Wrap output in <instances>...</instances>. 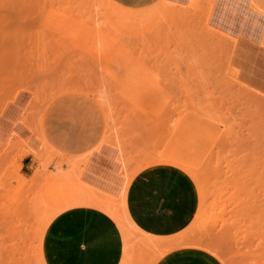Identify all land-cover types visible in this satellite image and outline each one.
Returning <instances> with one entry per match:
<instances>
[{
	"label": "rangeland",
	"instance_id": "obj_1",
	"mask_svg": "<svg viewBox=\"0 0 264 264\" xmlns=\"http://www.w3.org/2000/svg\"><path fill=\"white\" fill-rule=\"evenodd\" d=\"M253 4L264 10L254 0H158L142 8L114 0H0V264H46V202L57 197L55 182L67 196L62 176L80 190L87 177L109 193L125 175L117 165L133 157L166 152L192 165L199 184L185 172L198 205L185 241L202 234L203 215L192 224L200 196L212 200L213 215L223 207V218L229 209L239 217L225 200L239 184L236 168L243 169L237 163L245 151H235L242 137L256 140L264 129V107L258 112L253 101L264 99V12ZM73 145L88 149L72 153ZM222 155L240 161L225 167ZM197 224L202 229L193 232ZM136 233H120L119 264H155Z\"/></svg>",
	"mask_w": 264,
	"mask_h": 264
},
{
	"label": "bare ground",
	"instance_id": "obj_2",
	"mask_svg": "<svg viewBox=\"0 0 264 264\" xmlns=\"http://www.w3.org/2000/svg\"><path fill=\"white\" fill-rule=\"evenodd\" d=\"M253 5L257 9H259L260 11L264 12V10H261L255 4H253ZM239 90H240V87H239L238 91ZM241 91H243V90L241 89L239 92H241ZM246 95L249 98V100H248L246 97V101H250V99L252 101V98L254 96L252 94L250 96V93L248 96V93H247L244 95V97ZM250 97H252V98H250ZM258 97H254L253 101L255 102L256 105L257 104L259 105V107H257L258 112H259L260 111L259 108L264 107V99L258 100ZM246 103H249V102H246ZM254 106H253V108L255 109L256 106L255 107ZM249 110H251V109H249ZM249 112L254 113L253 111H249ZM246 114H247V112H246ZM259 114L262 115L261 113H259ZM251 115H253V114H251ZM238 116H239V114H238ZM256 116H253L254 118H251V119L253 121L255 119V121H256L257 119L260 120L259 118L262 117V116L261 117L257 116V119H256ZM248 117L249 116H247V118ZM238 119H241V118H238ZM261 120H264V119H261ZM245 121H247V120H245ZM258 123L257 124L259 127L264 125V124H262V121L258 122ZM250 125H252V123ZM259 127H257V128L259 129ZM257 128H254V129H257ZM250 130H252L251 127H250ZM259 130L262 134L261 137H264V133H262V131H264V129L260 128ZM259 130H257V131H259ZM257 131H256V133H257ZM245 132H247V131H245ZM253 134H254V132H253ZM257 134L260 135L259 132ZM241 135H242V132H241ZM244 135H242V136H244ZM259 135H258V137H255V139L257 138L256 140H254V138L252 137L251 140H249L250 143H248L249 141H246L247 143H245L244 140L242 141L243 137L241 136L242 137L241 138V144H245V145H241L239 143L235 144V145L239 144L240 147H242V148L244 146H246L245 149L240 148L241 150L239 149L238 151H235V152H239V153L245 151V155L242 157L241 161L239 158L234 159V157L230 158V156H228V158H229L228 159V158H225L223 155L221 156V157H224V160L228 159V161L226 162L227 165L223 163L225 165V167H229L230 166L229 164H232L231 160H233V159L236 162L239 159L240 162H238V163H240V164L237 163V165H240L241 167H243L242 170L241 169L238 170L236 168V171H235L236 174H233V175H235L236 181L238 180L239 184L238 183L237 184L240 187H238V185H237V188H235V187H234L235 189L233 188L234 191H232V190H231L232 192L228 191L229 193L225 194V195H227V197H226L227 199L225 198V195L223 196V198H225V200L231 201V205H230V202L228 201V204L230 206H232V204H233V206H232L233 208L234 207L239 208V209L234 208L235 211H237V210L239 211V212L237 211V213L240 214L239 217L233 216L234 215V214H232L233 212L231 211V209H229V211H228L229 216L227 218H223L226 216V215L225 216L223 215V214H225V212H224L225 210L223 207H222L223 209L222 208L220 210L218 209L219 210L218 214L213 215L212 210L214 209V205H213L214 203H211L212 200L209 201V199L206 198L207 199L206 200V199H203V197L201 199V196H200V206L198 207L197 215H196V217L192 223V224L197 223L198 219L201 220L202 215H203V221H200V222L198 221L199 224H201V222H202L203 229L199 228L198 224H197L196 228H195V225L193 226V232L196 229H198V230L202 229V234L199 237L198 241H185L187 234L191 233L190 232V230L192 229L191 227L183 230L182 232H180V233H178V234H176V235H174L168 239H160V238L158 239V238L151 237L149 235H146V234L140 232L138 230V228L133 224V222L129 219V217L127 215V212L125 209L126 188L128 187V184L130 183L131 179L136 175V173H138L140 170H142L143 168H145L147 166H151L154 164H167V165L179 167L182 170L186 171L195 180V182L197 184H199L198 179L196 177V174L192 171L193 167L190 163H188L184 159H181V158H179L175 155H172V154H168L166 152H161L158 155H155L153 157H143V158L141 157L142 159L140 157H138L141 159V161H138V159L136 160L133 157V159H131L129 161V163L127 162L126 164H123L121 162V164H123L122 166H121V164H119L120 166L117 165V168L123 167L124 169H122V171H124V173H125L123 180H122V183L119 184L118 188L116 189L117 193H115L116 191L114 190V188H113V190L115 192L111 190L109 193H106L108 189L103 191L104 193L98 189L99 191L102 192V193H100L96 187L92 186L93 182L91 183L89 181V179H86L87 178L86 177L85 179H83L84 182L81 181V184L78 185V188H81V187L82 188H81V190L78 189L79 191L77 194H74V195L65 194L67 196H64L62 191H61V188L56 185V182L54 180L55 192L57 194V197L54 198L53 200H48L46 202V206L48 208V213L46 214V219L50 223V221L59 213L60 210H62V209L64 210L68 207L83 206V207H90V208H94L96 210H99L102 213L109 216L114 221V223L116 224V226L118 227V229H119L120 233H122V235H123L124 231L135 232V233L137 232L136 234H138V233L141 234V236H142L140 239L141 242L137 245L140 247V249L142 248V250H145L144 251L145 253H146V251L153 252V254L155 256L154 263H156L166 253L173 251L175 249L197 248V249H200V250L205 251L206 253L210 254L220 264H264V139H261V137ZM250 136H252V135H250ZM225 137H226V135H225ZM247 138H248V135H247ZM238 140H236V141H238ZM220 146H222V145H220ZM22 149H24V150H21V148H20L19 149L20 151L18 150V153L27 154L29 152L25 148H22ZM222 150H223V148H222ZM231 150H232V148H231ZM236 154H238V153H236ZM236 154L233 153L232 156L236 155ZM145 155H147V154H145ZM236 156H235V158H236ZM240 158H241V156H240ZM220 159L223 161V158H220ZM220 159H219V161H220ZM120 161H122V160L119 159V162ZM229 161H231V162L229 163ZM75 166H76V168L78 167V165H75ZM86 166H87V164H86ZM234 166H235V164H234ZM233 168L235 169V167H233ZM75 170H77V169H75ZM240 170H241V172H240ZM80 171H81V169H80ZM82 171H84L83 168H82ZM122 171L119 170V174ZM224 172H225V168H224ZM229 172H233L232 169ZM84 173H86V172H84ZM93 177H94V175H93ZM233 177L234 176H232V178ZM236 177H238V178H236ZM239 179H240V181H239ZM226 184H228L227 181H226ZM232 184H235L234 181ZM232 184H230V185H232ZM80 185H82V186H80ZM110 186H111V184H110ZM222 186L223 187H221V186L220 187L222 189H224L225 185H222ZM235 186H236V184H235ZM228 189H230V186ZM203 193H206V192H203ZM220 193H223V192H220ZM230 193H231V196L229 197L228 194L230 195ZM221 196H222V194L219 196L220 198L218 196H216V197L221 199L222 198ZM235 196H236V198L234 200ZM223 198L221 199L222 202L224 201ZM229 198H231L232 200H230ZM238 198L241 199V202H237ZM229 205H227V207ZM230 212H231V214H230ZM193 234H191V235H193ZM215 235H217V236L220 235L221 237H219V238L223 237L222 238L223 241L221 239H215V238H217ZM212 237H214V238L212 239ZM225 237L227 238V240ZM209 239L214 240V243H213V241H210V243H209L208 242ZM220 240L223 243V245L226 246V248H228L227 250H229V251L227 253H223L224 251L226 252V250H225L226 248L224 247L223 249H221L223 247V245H220V244H222V243H220ZM224 240H225V242H224ZM215 242H216V244H215ZM215 245L220 246V247L222 246L219 249L222 252H220L218 250V248L215 247ZM128 247L130 249L132 246L130 245ZM219 254H221V257H223V258H226L228 256V258H230V260L227 258L228 260L225 259L224 261H222V258L219 256ZM226 254H229V255H226ZM230 254H231V256H230ZM223 255H226V256L224 257Z\"/></svg>",
	"mask_w": 264,
	"mask_h": 264
},
{
	"label": "crops",
	"instance_id": "obj_3",
	"mask_svg": "<svg viewBox=\"0 0 264 264\" xmlns=\"http://www.w3.org/2000/svg\"><path fill=\"white\" fill-rule=\"evenodd\" d=\"M114 1L124 7L142 8L158 0ZM254 1L264 7V0ZM100 143L89 148L85 156ZM85 149L88 148L73 145L71 151L78 154ZM178 168L167 164L147 166L131 179L126 190L125 209L141 231L170 237L182 231L193 219L198 195L192 179ZM73 182L65 175L60 178L64 193H78ZM42 252L46 264H119L122 238L109 216L94 208L77 206L60 212L50 221L44 233ZM155 264L220 263L200 249L179 248L166 253Z\"/></svg>",
	"mask_w": 264,
	"mask_h": 264
}]
</instances>
